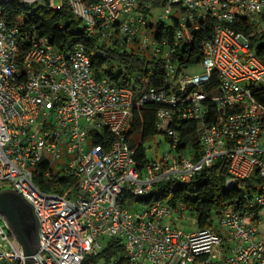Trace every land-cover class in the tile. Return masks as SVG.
I'll use <instances>...</instances> for the list:
<instances>
[{
    "label": "built area",
    "instance_id": "1",
    "mask_svg": "<svg viewBox=\"0 0 264 264\" xmlns=\"http://www.w3.org/2000/svg\"><path fill=\"white\" fill-rule=\"evenodd\" d=\"M15 1L35 9L69 5L100 55L107 53L102 45L141 47L165 61L164 81L154 84L152 70L127 74L134 84L98 75L85 44L60 48L10 20L4 5ZM156 1L0 0V190L14 189L35 206L41 237L35 264H85L107 238L123 241L126 264H264V58L252 44L253 35L264 34V0ZM173 17V37L152 33V25ZM239 18L253 24L251 34L231 27ZM190 23L195 30L213 24L202 73L174 61L191 40ZM148 102L160 105L171 149L140 168L125 132L133 106ZM176 116L177 125L198 120L200 152L180 147ZM62 143L74 155L64 174L54 165ZM222 156L229 187L257 169L262 177L255 196L245 195L246 213L224 207L212 216L213 227L187 231L170 222L190 209L185 202L131 200L161 181L185 183ZM65 178L71 197L56 189ZM125 192L130 196L121 201ZM0 264H26L21 242L1 218Z\"/></svg>",
    "mask_w": 264,
    "mask_h": 264
},
{
    "label": "trees",
    "instance_id": "2",
    "mask_svg": "<svg viewBox=\"0 0 264 264\" xmlns=\"http://www.w3.org/2000/svg\"><path fill=\"white\" fill-rule=\"evenodd\" d=\"M162 1H156L160 4ZM165 3V2H164ZM5 12L10 20L17 22L22 26H31L40 35L50 38L52 43L60 48H69L77 43H83L89 48L93 67L98 75L108 74L112 80L118 83L134 84L127 74L134 72L153 71L152 81L156 85H161L166 76L165 61L156 58L141 47L128 50L120 49L113 46L103 47L106 55L102 56L94 47L93 40L88 36L83 21L76 16L69 5L62 8H29L25 7L19 1L6 3L4 5ZM173 22L168 23L162 21L156 26H151V31L157 37L161 38L167 35L166 31L173 37L178 26V19L173 17ZM212 23L203 24L201 29L195 30L190 23L191 40L188 44L181 46L175 56L174 61L179 67L190 68L200 64L206 53V44L213 36ZM231 27L237 31H243L251 34L254 30L253 24L246 18H239L232 22ZM252 44L259 50V54L264 58V34H255L252 36ZM220 79L217 77L214 84L218 85ZM160 105L157 103L135 104L133 106V116L126 130V137L133 147L136 148V163L143 168L150 160L146 147V142L159 132H165L160 128L161 120L158 117ZM172 122V126L176 127L181 133V148L190 147L200 152V143L197 138L196 130L198 120L184 119L181 124ZM171 125V124H170ZM168 126L165 123L164 127ZM168 138V137H167ZM102 139H99V141ZM229 176V161L226 156L220 157L217 162L206 167L200 174L191 178L185 183L174 184L170 182H158L154 191L146 196L131 197L132 201L144 203H153L161 200L176 204L180 201L185 202L190 209H193L198 216L197 222L199 226H214L212 224V216L224 207H231L241 213L248 210V195L254 197L258 192L262 183V177L257 170L248 178L240 179L233 187L227 184ZM65 183L63 188H56L66 197H71V188L67 186L68 179H62ZM72 185H75L76 178H72ZM71 186V184H70ZM128 193H124L121 201H124ZM127 254L126 248L121 239L107 238L105 247L100 255L91 256L85 264H97L101 261L103 264H126ZM117 260H119L117 262Z\"/></svg>",
    "mask_w": 264,
    "mask_h": 264
},
{
    "label": "water",
    "instance_id": "3",
    "mask_svg": "<svg viewBox=\"0 0 264 264\" xmlns=\"http://www.w3.org/2000/svg\"><path fill=\"white\" fill-rule=\"evenodd\" d=\"M0 214L21 242L26 264H35L34 254L41 246L40 219L35 206L14 189L0 190Z\"/></svg>",
    "mask_w": 264,
    "mask_h": 264
},
{
    "label": "rangeland",
    "instance_id": "4",
    "mask_svg": "<svg viewBox=\"0 0 264 264\" xmlns=\"http://www.w3.org/2000/svg\"><path fill=\"white\" fill-rule=\"evenodd\" d=\"M59 1L60 0H57V3H59ZM155 10H158L160 12L162 8ZM157 20L158 19H156V21ZM168 21H171V19L169 18ZM188 70H190L191 72L202 73L204 72V67L202 64H198L196 66L190 67ZM60 147L62 149V155L59 159H57L54 162V165L56 171H60L61 174H64V171L68 166V163L73 159L74 155L68 153L66 143H62ZM146 147L149 158L155 159L161 153H164L165 151L171 149V142L169 141V139L167 138L164 132H159L156 136L152 137L146 142ZM129 206H131L130 209L134 210L139 205H136L135 207L133 205H129ZM0 218L2 219V221H5L2 217ZM172 219L173 220H170V222H172L175 226L179 228H183L187 231H192L199 228V224L197 222L198 216L193 209H187L183 213V215L174 217ZM260 228H261V234L264 235V217Z\"/></svg>",
    "mask_w": 264,
    "mask_h": 264
}]
</instances>
